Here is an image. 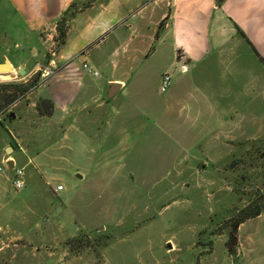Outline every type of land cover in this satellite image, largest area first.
Masks as SVG:
<instances>
[{"label":"rangeland","instance_id":"374dc122","mask_svg":"<svg viewBox=\"0 0 264 264\" xmlns=\"http://www.w3.org/2000/svg\"><path fill=\"white\" fill-rule=\"evenodd\" d=\"M11 12L0 0V16ZM56 45L35 65H19L14 42L3 46L13 73L0 77L2 92L39 74L29 92L0 101V264H209L212 247L217 263L226 219L264 200V131L224 141L195 100L183 128L157 126L153 103L170 86L161 92L152 77L139 96L100 97L61 121L40 114L36 88ZM8 160L23 171L20 190Z\"/></svg>","mask_w":264,"mask_h":264},{"label":"crops","instance_id":"0c3cea01","mask_svg":"<svg viewBox=\"0 0 264 264\" xmlns=\"http://www.w3.org/2000/svg\"><path fill=\"white\" fill-rule=\"evenodd\" d=\"M85 1L9 0L12 12L0 16V62L13 65L3 48L12 41L22 48L11 54L19 65L40 63L65 10ZM77 7L49 59L54 72L36 88L37 99L52 101L59 121L106 98L112 84V97L126 99L149 89L146 79L160 82L169 72L170 88L153 103L155 125L183 128L195 100L216 115L224 141L264 131V0H92ZM204 251L209 264H264V209L238 225L234 253L224 247L215 263V249Z\"/></svg>","mask_w":264,"mask_h":264},{"label":"trees","instance_id":"16d2710c","mask_svg":"<svg viewBox=\"0 0 264 264\" xmlns=\"http://www.w3.org/2000/svg\"><path fill=\"white\" fill-rule=\"evenodd\" d=\"M90 2H92V0H87L80 4H78L77 2H73L65 10L62 17L58 20L56 24V35L54 37V40L57 42L56 45L57 49L65 41L66 31L68 27V20L77 11L78 8L77 6L80 5V7H83L88 5ZM161 24L162 23H160V26ZM38 74L39 73H36L35 76L31 78L30 81L28 82L9 85V87L12 88V90H8L6 94L2 92L0 86V101H3V104L5 103L4 105H8L10 103H13L17 98H19V95H24L25 93L29 92L31 88L36 85L38 80ZM35 107L37 112L43 115L49 116L52 114L53 111V103L49 98H40L37 101ZM263 209H264V200L260 202L257 196L250 199L247 203H245L241 207L235 209L234 213L226 219V221L224 222V228L227 229L225 231L227 234L225 248L228 253L232 254L235 252V248L237 244L238 225L249 218L257 216L258 214H260V212ZM223 232L224 230L222 229L217 234L220 235ZM194 264H200V262L197 260Z\"/></svg>","mask_w":264,"mask_h":264},{"label":"built area","instance_id":"2783aa9c","mask_svg":"<svg viewBox=\"0 0 264 264\" xmlns=\"http://www.w3.org/2000/svg\"><path fill=\"white\" fill-rule=\"evenodd\" d=\"M83 67L87 71H91V69L88 67L87 63L82 64ZM54 65L52 64V61H49V65L45 66L41 75L45 78L48 75H51L54 72ZM181 72L185 71V65L180 66ZM93 74H96V71H92ZM171 84V74L169 72H165L162 74L159 82V90L161 92L166 91ZM6 162V161H5ZM1 169V166H0ZM14 171V176L11 180V185L15 190H20L24 186V178H23V171L20 167L14 166L13 169ZM55 189H62V185L58 184L56 185Z\"/></svg>","mask_w":264,"mask_h":264},{"label":"water","instance_id":"95a60500","mask_svg":"<svg viewBox=\"0 0 264 264\" xmlns=\"http://www.w3.org/2000/svg\"><path fill=\"white\" fill-rule=\"evenodd\" d=\"M18 72L19 74H23L24 73V68L22 67H19L18 68ZM12 73H13V68H12V65L10 64V62L8 61V59H3V61L0 62V74L1 75H5V76H9L11 78L12 76ZM116 84H112L110 85V88L106 94V98H110L113 93L115 92L116 90ZM6 151H9V147H7ZM7 165L9 168H12L13 167V161L12 160H8L7 161ZM78 177H80L79 174H76Z\"/></svg>","mask_w":264,"mask_h":264},{"label":"bare ground","instance_id":"6f19581e","mask_svg":"<svg viewBox=\"0 0 264 264\" xmlns=\"http://www.w3.org/2000/svg\"><path fill=\"white\" fill-rule=\"evenodd\" d=\"M0 77H2V78H7V76H5V75H0Z\"/></svg>","mask_w":264,"mask_h":264}]
</instances>
